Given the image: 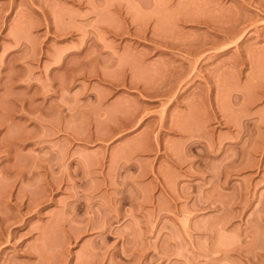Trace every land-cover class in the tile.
<instances>
[{
    "label": "rangeland",
    "instance_id": "obj_1",
    "mask_svg": "<svg viewBox=\"0 0 264 264\" xmlns=\"http://www.w3.org/2000/svg\"><path fill=\"white\" fill-rule=\"evenodd\" d=\"M0 264H264V0H0Z\"/></svg>",
    "mask_w": 264,
    "mask_h": 264
}]
</instances>
